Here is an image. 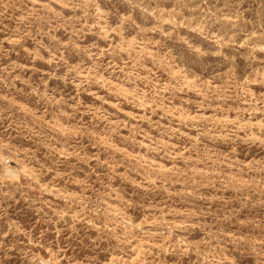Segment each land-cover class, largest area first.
Segmentation results:
<instances>
[{"label":"rangeland","instance_id":"rangeland-1","mask_svg":"<svg viewBox=\"0 0 264 264\" xmlns=\"http://www.w3.org/2000/svg\"><path fill=\"white\" fill-rule=\"evenodd\" d=\"M0 264H264V0H0Z\"/></svg>","mask_w":264,"mask_h":264}]
</instances>
